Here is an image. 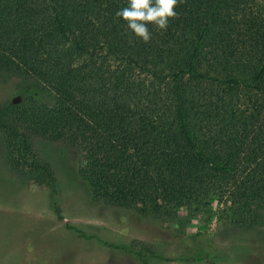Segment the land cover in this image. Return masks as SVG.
Segmentation results:
<instances>
[{"label":"trees","instance_id":"obj_1","mask_svg":"<svg viewBox=\"0 0 264 264\" xmlns=\"http://www.w3.org/2000/svg\"><path fill=\"white\" fill-rule=\"evenodd\" d=\"M126 4L0 0L3 161L57 197L55 156L70 153L93 202L264 232V0H179L148 43L116 16Z\"/></svg>","mask_w":264,"mask_h":264},{"label":"rangeland","instance_id":"obj_2","mask_svg":"<svg viewBox=\"0 0 264 264\" xmlns=\"http://www.w3.org/2000/svg\"><path fill=\"white\" fill-rule=\"evenodd\" d=\"M10 91L0 90V100ZM55 157L57 197L49 187L21 179L0 153V264H142L120 247L133 239L170 258L151 264H264L262 230L232 229L217 218L179 229L93 202L75 172L73 154ZM198 251L204 260L183 259Z\"/></svg>","mask_w":264,"mask_h":264},{"label":"clouds","instance_id":"obj_3","mask_svg":"<svg viewBox=\"0 0 264 264\" xmlns=\"http://www.w3.org/2000/svg\"><path fill=\"white\" fill-rule=\"evenodd\" d=\"M179 0H127L125 7L116 16L126 22L127 28L137 37L148 43L151 39L149 25L166 31L170 19L175 18Z\"/></svg>","mask_w":264,"mask_h":264}]
</instances>
